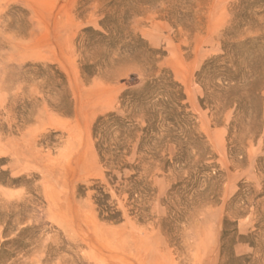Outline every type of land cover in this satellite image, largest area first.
Segmentation results:
<instances>
[{"label": "rangeland", "instance_id": "374dc122", "mask_svg": "<svg viewBox=\"0 0 264 264\" xmlns=\"http://www.w3.org/2000/svg\"><path fill=\"white\" fill-rule=\"evenodd\" d=\"M107 4L0 0V264H264V0L128 3L123 36L100 25ZM129 37L154 54L133 55ZM220 57L242 72L229 89L200 80ZM164 76L197 139L163 125L149 138L124 107ZM250 89L249 109L225 108ZM114 113L129 129L97 132Z\"/></svg>", "mask_w": 264, "mask_h": 264}, {"label": "trees", "instance_id": "16d2710c", "mask_svg": "<svg viewBox=\"0 0 264 264\" xmlns=\"http://www.w3.org/2000/svg\"><path fill=\"white\" fill-rule=\"evenodd\" d=\"M108 4L105 6L106 9L114 11L112 16L107 15L105 20H103L100 25L104 28V30H109L113 33L115 30L111 26L114 24L116 27V35L123 36V31L121 28L116 25V22L113 21L115 17H118L120 12L119 9L123 7V5L128 3H139L140 0H107ZM131 11H127L123 17L125 21H127L130 16ZM99 36L104 40H107L104 34L99 33ZM124 39V38H123ZM130 37L126 40H129ZM130 47L132 54H139V57H144L145 54L151 53L152 51L145 50L146 48L143 45V40L138 37L137 39H130ZM224 57H220L218 59L210 61L202 70L200 74V80L205 83L207 77L214 73H217L221 76L224 83H226V87L229 89L230 84H238L241 78L242 72H239L236 68V65L229 66V62L222 64V59ZM252 88V87H251ZM231 89V88H230ZM226 97L225 99V108H233L235 107L236 112H242L250 108V103H248V99H252L255 96H260V91H256L254 89H250L249 98H240V95H234L231 92L224 93ZM123 105L129 111H131L132 115L135 113H142L145 116V120L147 126L144 130L145 134L152 138V134L158 132L160 127L165 126L174 140H195L197 139V135H195L192 131L194 127V120H192V114L188 112L187 105L184 104L185 95L181 89V87L173 81L172 78H168L166 76L154 79L145 84V86L138 92H126L122 98ZM128 118L118 117L115 113L108 115L106 118H102L99 121L98 132L99 129H103L105 127L114 128L119 127L123 129H129L130 122H127ZM132 124V123H131ZM96 132V134H97ZM194 137V138H193ZM105 160V157H102ZM118 157H114V159H109L108 164H115L117 162ZM109 197L105 195L102 191L99 193V197L97 198V204L101 211V215L106 214V219L110 221H120L121 214L116 213V211L109 205L108 203ZM228 231L224 232V240L228 236Z\"/></svg>", "mask_w": 264, "mask_h": 264}]
</instances>
